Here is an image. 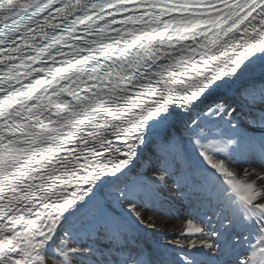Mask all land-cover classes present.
Returning a JSON list of instances; mask_svg holds the SVG:
<instances>
[{
  "label": "snow or ice",
  "instance_id": "1",
  "mask_svg": "<svg viewBox=\"0 0 264 264\" xmlns=\"http://www.w3.org/2000/svg\"><path fill=\"white\" fill-rule=\"evenodd\" d=\"M0 264H264V0H0Z\"/></svg>",
  "mask_w": 264,
  "mask_h": 264
},
{
  "label": "bare ground",
  "instance_id": "2",
  "mask_svg": "<svg viewBox=\"0 0 264 264\" xmlns=\"http://www.w3.org/2000/svg\"><path fill=\"white\" fill-rule=\"evenodd\" d=\"M175 224H176L177 227H179L180 222H179V221H176ZM167 230H168V231H171L172 229H167Z\"/></svg>",
  "mask_w": 264,
  "mask_h": 264
}]
</instances>
